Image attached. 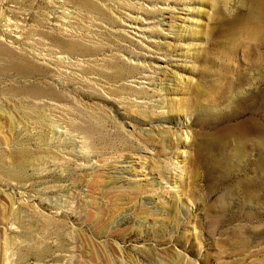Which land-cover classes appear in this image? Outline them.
Wrapping results in <instances>:
<instances>
[{"label":"rangeland","instance_id":"rangeland-1","mask_svg":"<svg viewBox=\"0 0 264 264\" xmlns=\"http://www.w3.org/2000/svg\"><path fill=\"white\" fill-rule=\"evenodd\" d=\"M260 1L0 0V264H264Z\"/></svg>","mask_w":264,"mask_h":264},{"label":"bare ground","instance_id":"bare-ground-1","mask_svg":"<svg viewBox=\"0 0 264 264\" xmlns=\"http://www.w3.org/2000/svg\"><path fill=\"white\" fill-rule=\"evenodd\" d=\"M250 14L253 23L252 20H250L252 25L250 23L246 24L245 29L253 31V33L259 36H264V0H261L260 4H256V6H252ZM70 48L73 49L74 47L71 46ZM118 72L121 73L122 71L120 70Z\"/></svg>","mask_w":264,"mask_h":264}]
</instances>
